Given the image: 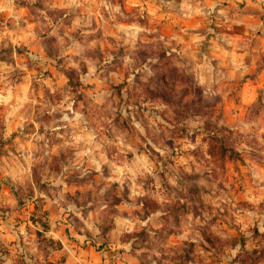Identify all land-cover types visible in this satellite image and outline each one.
<instances>
[{"label":"rangeland","instance_id":"rangeland-1","mask_svg":"<svg viewBox=\"0 0 264 264\" xmlns=\"http://www.w3.org/2000/svg\"><path fill=\"white\" fill-rule=\"evenodd\" d=\"M188 2L0 0V264H264V7Z\"/></svg>","mask_w":264,"mask_h":264},{"label":"crops","instance_id":"crops-1","mask_svg":"<svg viewBox=\"0 0 264 264\" xmlns=\"http://www.w3.org/2000/svg\"><path fill=\"white\" fill-rule=\"evenodd\" d=\"M141 1H145V0H141ZM164 1H177V2L180 1L184 5L187 4V1H190V2H188V4L190 3L192 5H195V4L204 5V6H207L208 8L209 7H216L217 9H221L224 12H230L234 9H237L234 12L237 16V18L235 20H238L239 16H241L242 18H245V20L250 19L251 17L253 18L254 16L258 15L257 11L259 10V12H261V10L264 7V0H164ZM177 6L184 8V7H182V5H177ZM252 7H256L258 9L257 10L244 11V8H252ZM2 9H3V7L0 5V10H2ZM229 18H230V16H226L224 19H226V21H227ZM231 20H234V18H231ZM227 36L232 37V38L234 37L237 39L240 37L239 34H230V33L227 34ZM174 214H175V212H174ZM173 217L175 220V215ZM178 222H180V220H178ZM145 224L147 225V223H144V225ZM157 226H159V225H157ZM173 226H175L174 222H173ZM112 227H111V229H112ZM99 231L101 233V230H99ZM128 241H129L128 242L129 246L128 247L126 246V248H125L126 250L122 251V252L131 255L132 258H130V260L138 258L140 263H142L141 262L143 259L142 254L144 255L145 252L142 253V251H140L138 248H134L133 239H130ZM145 255H147V254H145ZM129 262L132 263V261H129ZM227 264H242V263L236 262V260L231 259L230 262H228Z\"/></svg>","mask_w":264,"mask_h":264},{"label":"trees","instance_id":"trees-1","mask_svg":"<svg viewBox=\"0 0 264 264\" xmlns=\"http://www.w3.org/2000/svg\"><path fill=\"white\" fill-rule=\"evenodd\" d=\"M185 210H187V209H185Z\"/></svg>","mask_w":264,"mask_h":264}]
</instances>
